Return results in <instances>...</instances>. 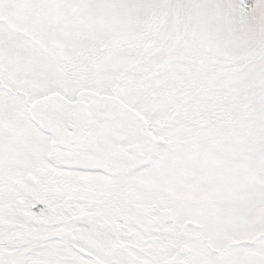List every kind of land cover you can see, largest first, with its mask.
Masks as SVG:
<instances>
[{
	"label": "snow or ice",
	"instance_id": "obj_1",
	"mask_svg": "<svg viewBox=\"0 0 264 264\" xmlns=\"http://www.w3.org/2000/svg\"><path fill=\"white\" fill-rule=\"evenodd\" d=\"M0 264H264V0H0Z\"/></svg>",
	"mask_w": 264,
	"mask_h": 264
}]
</instances>
